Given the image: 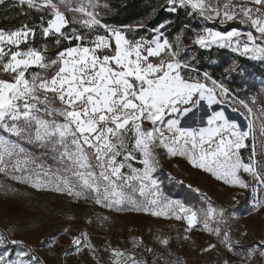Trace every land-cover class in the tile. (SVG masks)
I'll list each match as a JSON object with an SVG mask.
<instances>
[{"label":"snow or ice","instance_id":"1","mask_svg":"<svg viewBox=\"0 0 264 264\" xmlns=\"http://www.w3.org/2000/svg\"><path fill=\"white\" fill-rule=\"evenodd\" d=\"M5 3L0 0V5ZM17 5L22 14L38 16L34 23L0 29V174L38 192L64 196L73 204L174 219L183 226L177 242L190 240L197 230L214 237L202 253L215 250L220 256L226 249L241 264L264 260V240L246 252L237 250L241 240L233 238L230 227L234 212L214 204L192 185L188 187L200 195V205L169 198L155 176L162 154L179 157L229 188L252 192L254 210L264 209V108L256 115L248 103L238 101L246 110L240 112L247 120L244 127L223 107L214 109L213 105L225 103L230 89L224 79H213L207 71L201 74L193 64L197 58H185L189 49L183 44L191 29V43L198 49H227L264 62V0H164L160 10L170 14L184 10L188 17L205 22L198 29L185 24L174 39L167 34L170 20L148 35H129L146 30L143 21L109 25L103 19L111 10L107 0H13ZM208 22L227 27L214 30ZM236 23L248 30L232 27ZM225 73L231 78L243 71L233 61ZM201 102L209 110L204 125L182 124L192 106ZM249 140L251 153L245 159L242 150L249 147ZM240 235L247 237V232ZM170 241L169 236L156 238L165 249ZM71 244L77 252L86 248L99 264L86 232L73 235ZM142 244L141 239L133 245L140 256L136 251L110 249V264H149L144 252L153 254L152 264H183L179 257L165 260L153 248L141 250ZM9 245L21 246L15 258ZM167 255L173 256L170 251ZM0 264H47V260L5 231L0 232ZM223 264L232 261L224 259Z\"/></svg>","mask_w":264,"mask_h":264},{"label":"rangeland","instance_id":"2","mask_svg":"<svg viewBox=\"0 0 264 264\" xmlns=\"http://www.w3.org/2000/svg\"><path fill=\"white\" fill-rule=\"evenodd\" d=\"M12 21L15 20L0 22V29H14L11 25L9 26ZM198 23L199 28L205 24L203 20H198ZM207 26L214 30L227 27L211 22H208ZM232 27L248 30L247 26L240 24H233ZM146 30V33L138 35H148L152 32L151 28ZM131 34L132 36L137 35ZM175 36L176 34L172 39ZM189 36L183 37V44L187 45L189 49L185 58L190 59L195 56L197 59L193 62L194 67L201 74L204 70L199 67L207 65L208 69L205 71L210 74L209 71L214 70L212 67L221 60L228 65L226 67H229L233 61L240 65L243 71L242 75L238 74L239 77H242L240 80L236 78L235 81L234 77L228 78L224 72L225 69L224 76L221 74L222 71H217L220 79L235 82H233L234 91H230L231 95L225 103L213 105V108L219 110L223 107L230 119L236 120L242 127L246 126L247 120L240 114L246 110L239 105L238 101H245L250 107H253L256 115H260L261 108H264V90L261 88V82L264 81V62L240 57L227 49H224L227 54L217 57L215 51L219 48L198 49L192 45ZM209 51H212L211 55ZM236 57H240V59H236ZM208 87H212L211 81H208ZM233 96L236 97L235 101L232 100ZM242 96H246V100L241 99ZM253 98L256 100L255 104L252 103ZM230 105L236 106L239 111L232 112ZM192 108L193 111L184 118L182 124L197 128L203 126L206 116L209 114L206 102H201ZM261 139L258 122V148ZM248 143L249 147L242 150L245 159L251 153V140ZM161 162L162 166L155 176L167 197L200 205V195L188 187V185H192V188H199L200 193H206L214 204L226 207L230 212L235 213L234 217H230V227L233 238L241 240L238 251L246 252L250 246L264 240V209L254 210L252 192L229 188L215 181L208 174L191 169L179 157L171 158L162 154ZM244 178L252 182L246 174ZM0 186H2L0 187V232L6 231L10 238L23 239L25 245L37 249V254L42 255L47 260V264H97V259H94L86 248L77 252L71 244V237L79 236L81 232H86L90 242L95 246L99 264H110V249L136 251L137 256H140L141 252L134 249L133 245L141 239L143 240L141 250L145 247L153 248L156 255L163 253L165 260L179 257L183 264H223L224 259H230L232 264H241L239 257L227 252L226 249L220 250L222 253L220 256L215 250L202 253L203 247L207 246L209 242H215L214 237L202 231H193L190 234V240L177 242V234L183 235V226L174 219L153 217L136 211L116 212L91 203L73 204L64 196L52 192H38L28 186L18 184L3 174H0ZM234 195L237 197L235 200L233 199ZM69 215L74 219L69 220L67 218ZM89 220L91 223L88 222ZM65 228L69 230L67 233L62 231ZM242 232H247V237H242L240 235ZM158 236L171 237L170 246L167 249L156 242ZM41 241L45 243L41 244ZM9 247L12 249L13 258H15V254L21 250V246L9 245ZM106 249L108 250L106 251ZM169 251L173 256L167 255ZM143 255L148 258L149 264H152L153 254L144 252ZM254 264H264V260L257 258Z\"/></svg>","mask_w":264,"mask_h":264},{"label":"trees","instance_id":"3","mask_svg":"<svg viewBox=\"0 0 264 264\" xmlns=\"http://www.w3.org/2000/svg\"><path fill=\"white\" fill-rule=\"evenodd\" d=\"M101 3H104L105 0H100ZM111 5V10L107 12V14L103 17L104 21L112 26H120V25H136L137 23L143 21L148 25V28H153L158 26L165 20L172 21L171 27L167 30V34L170 39H172L174 34H179V32L183 29L185 24H189L194 28H199V23L195 19V17H188L184 10L179 11L177 14H170L166 9L160 10L163 5L164 0H107ZM156 9V13L153 14V9ZM104 11L103 9H100ZM38 14L35 12H30L28 15L22 14L19 6H13V0H6L4 5H0V22H5L6 20H15L12 21L11 25L14 28L19 27L23 23H34L36 21ZM147 30L140 29L138 33L142 34L146 33ZM130 35V33H129ZM190 35V36H189ZM192 32L191 29L185 32L184 36L191 37ZM41 44V38L37 37L36 46L39 47ZM54 47L50 48V51H54ZM212 51H209L211 55ZM217 57L223 56L227 54L224 49H216ZM236 59H240V57H236ZM228 66L224 61H218L216 65L212 67L213 71H209L211 77L219 80V76L217 75V71H224V69L228 68ZM199 69L204 70L208 69L207 65H202ZM225 72V71H224ZM223 76L225 75V73ZM234 80L239 78L242 79L239 75L233 76ZM221 80V79H220ZM225 83L228 85L230 91H234V83L233 80H225ZM238 82V81H237ZM236 82V84H238ZM240 96V95H238ZM241 99L246 100V96H242ZM262 107V106H261Z\"/></svg>","mask_w":264,"mask_h":264},{"label":"built area","instance_id":"4","mask_svg":"<svg viewBox=\"0 0 264 264\" xmlns=\"http://www.w3.org/2000/svg\"><path fill=\"white\" fill-rule=\"evenodd\" d=\"M195 18H197V19H199L198 17H195ZM201 20V19H200ZM212 23V22H211ZM215 24H218V23H215ZM236 24H238V23H236ZM219 25V24H218Z\"/></svg>","mask_w":264,"mask_h":264},{"label":"crops","instance_id":"5","mask_svg":"<svg viewBox=\"0 0 264 264\" xmlns=\"http://www.w3.org/2000/svg\"><path fill=\"white\" fill-rule=\"evenodd\" d=\"M196 20H197V22H198V20H200V19H197V18H195ZM130 36H132V34L130 33Z\"/></svg>","mask_w":264,"mask_h":264}]
</instances>
